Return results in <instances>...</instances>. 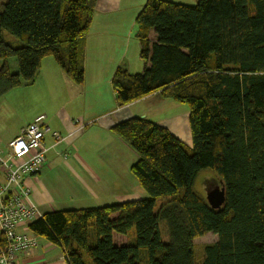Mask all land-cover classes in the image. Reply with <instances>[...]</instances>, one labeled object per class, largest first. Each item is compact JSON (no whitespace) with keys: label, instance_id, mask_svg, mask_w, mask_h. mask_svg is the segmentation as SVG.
<instances>
[{"label":"trees","instance_id":"1","mask_svg":"<svg viewBox=\"0 0 264 264\" xmlns=\"http://www.w3.org/2000/svg\"><path fill=\"white\" fill-rule=\"evenodd\" d=\"M96 1L0 0V98L33 82L48 56L83 82L81 40ZM136 25L145 66L139 73L116 70L117 104L159 92L187 105L192 146L147 118L116 123L112 131L138 156L130 171L146 197L49 211L28 229L60 245L68 264H142L141 248L143 264H264V0H147ZM151 29L157 39L150 44ZM3 30L22 44L5 40ZM204 170L224 188L218 209L193 189ZM132 229L126 245L114 243V232L128 236ZM208 232L217 241L196 260L193 240Z\"/></svg>","mask_w":264,"mask_h":264},{"label":"crops","instance_id":"2","mask_svg":"<svg viewBox=\"0 0 264 264\" xmlns=\"http://www.w3.org/2000/svg\"><path fill=\"white\" fill-rule=\"evenodd\" d=\"M146 1H96L88 33L81 40L80 61L84 71L81 84L70 79L48 56L42 59L33 82L14 88L0 98L1 103L9 97V104L5 106L9 111L16 104L20 111L29 113L12 131L0 134L1 153H6L8 142L38 115H45V123L50 128L44 136L47 148L44 164L37 175L24 178L31 191V201L42 214L146 197L136 178L129 174L137 154L112 131L118 122L131 117L147 118L168 128L187 147L192 146L188 108L177 106L159 92L124 106L116 101L112 85L116 70L139 73L145 66L140 57L136 18ZM165 1L195 5L198 0ZM156 39L153 29L149 30L150 44ZM3 181L0 172V185ZM23 228L20 226L18 230ZM35 236L38 245L18 255L16 264H68L60 245ZM113 241L120 246L129 240L126 235L114 232Z\"/></svg>","mask_w":264,"mask_h":264},{"label":"built area","instance_id":"3","mask_svg":"<svg viewBox=\"0 0 264 264\" xmlns=\"http://www.w3.org/2000/svg\"><path fill=\"white\" fill-rule=\"evenodd\" d=\"M80 127V126H79ZM50 132L45 115H38L8 142L6 153L0 152V172L4 181L0 185V264H16L23 255L38 245V239L28 224L43 217L38 206L31 201L26 176H35L46 160L44 136ZM53 136L59 140L57 133ZM24 227L18 230L19 227Z\"/></svg>","mask_w":264,"mask_h":264},{"label":"rangeland","instance_id":"4","mask_svg":"<svg viewBox=\"0 0 264 264\" xmlns=\"http://www.w3.org/2000/svg\"><path fill=\"white\" fill-rule=\"evenodd\" d=\"M2 34H3V38L5 40L9 41L10 43H12L14 46H19L22 44V42L17 37L12 35L7 30H3ZM8 63L10 64V70L12 72L18 71L17 62H16L15 58H10L8 60ZM0 104H2L0 106L1 107L0 108V134L9 133L10 131H12L14 126H16L18 123H21L22 121H24L29 115V113L20 111L18 109V107L16 106V104H14V105L12 104L13 110L9 111V109L5 107V106H8V104H9V97H6V101H2ZM2 106H3V108H2ZM177 106H181V108L182 107L187 108V105L182 104V103H177ZM129 174H130V177L133 178V174L131 172H129ZM213 176H214V174L208 170H204V171L200 172L199 175L196 177L194 184H193L194 191L196 193H198L199 195L205 197V194H206L205 187L206 188L212 187V185L219 182ZM117 188H120L119 183L117 184ZM166 199L167 198L162 197V198H159L156 200L155 211L159 208V206L163 202L166 201ZM90 228H91L90 229V233H91L90 235H91V239H92V243H93V242H95V236L93 237V233H92L93 229H92L91 224H90ZM159 230L161 232L162 240L164 242L169 241V235L167 232L166 222L161 221L159 223ZM134 233H135L134 229L130 230V233L127 236V238L128 237H129V239L133 238ZM124 241H125V239H124ZM215 241H217V236L211 232H208L201 237L195 238L193 240V244H194V254H195L196 260H200L203 257L204 246L207 244H210V243H214ZM145 257L147 258L146 249L141 248L140 249V259L142 260V262H141L142 264L144 263Z\"/></svg>","mask_w":264,"mask_h":264},{"label":"water","instance_id":"5","mask_svg":"<svg viewBox=\"0 0 264 264\" xmlns=\"http://www.w3.org/2000/svg\"><path fill=\"white\" fill-rule=\"evenodd\" d=\"M205 199L213 209H218L224 202V188L221 183H215L212 187H205Z\"/></svg>","mask_w":264,"mask_h":264}]
</instances>
